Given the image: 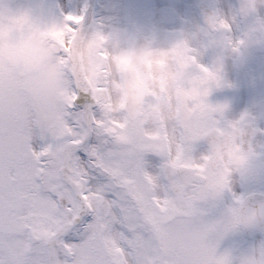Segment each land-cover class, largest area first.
I'll use <instances>...</instances> for the list:
<instances>
[{"label": "clouds", "instance_id": "obj_1", "mask_svg": "<svg viewBox=\"0 0 264 264\" xmlns=\"http://www.w3.org/2000/svg\"><path fill=\"white\" fill-rule=\"evenodd\" d=\"M48 0H0V99L26 111L71 107L77 116L159 153L166 170L202 183L219 214L209 235L252 234L245 250L213 264H264V101L239 114L228 63L264 50V0H238L226 12L208 0L200 19L164 26L167 13L91 19L57 13ZM241 191H237V189Z\"/></svg>", "mask_w": 264, "mask_h": 264}, {"label": "snow or ice", "instance_id": "obj_2", "mask_svg": "<svg viewBox=\"0 0 264 264\" xmlns=\"http://www.w3.org/2000/svg\"><path fill=\"white\" fill-rule=\"evenodd\" d=\"M0 99V264H213L202 183L152 146L77 116Z\"/></svg>", "mask_w": 264, "mask_h": 264}, {"label": "flooded vegetation", "instance_id": "obj_3", "mask_svg": "<svg viewBox=\"0 0 264 264\" xmlns=\"http://www.w3.org/2000/svg\"><path fill=\"white\" fill-rule=\"evenodd\" d=\"M78 0H48L49 3L58 4L59 8L56 9L57 13L63 11L65 14L67 13H75L78 6ZM151 1V0H150ZM113 0H110V3L105 4V10H108L112 13L118 10V5L113 3ZM238 0H221V6L227 12L231 6L237 5ZM189 17L187 20L198 21L199 19H195L194 13L197 11L199 13L198 8L195 9L194 0H191ZM158 15L162 9V5L160 3L155 4V10ZM165 12V11H164ZM264 13V10H262ZM109 17H112L110 14H106ZM200 15V13H199ZM177 16L176 13H172V9L170 11V23L167 25L171 26V28L177 27ZM228 74L229 79L233 81L234 88L232 89H224L222 91H218L214 93L213 99H223L225 97L232 99L233 104V112L235 114H239V112L243 111L245 108L250 107L254 102L264 101V50L257 51L253 58L249 60V62L242 67L233 68L231 62L228 63ZM146 160L149 163L157 165L161 162V158L155 156L153 153H149L146 156ZM237 191H241V189H237ZM201 205L204 207L203 215L201 218L206 220L207 222L212 221L219 214L220 205L213 204L210 201L201 202ZM246 247V244L244 245ZM242 244H233L232 251L239 252L242 251Z\"/></svg>", "mask_w": 264, "mask_h": 264}, {"label": "rangeland", "instance_id": "obj_4", "mask_svg": "<svg viewBox=\"0 0 264 264\" xmlns=\"http://www.w3.org/2000/svg\"><path fill=\"white\" fill-rule=\"evenodd\" d=\"M181 1L182 0H172V1H170L169 0V2L167 3L168 5H171L172 7L175 5V8H176V13H177V16H178V21L176 22V25H179L180 26V24L182 23V19H187V17H182V13H184L183 12V10H182V7H181V5H180V3H181ZM105 2L106 3H110V0H105ZM162 3H164V1L162 2ZM106 14H110L113 18H115V19H119L118 17H120V15H121V12H120V7H118V10L117 11H115L114 13H112V12H110V11H108V10H103V13H102V15L100 14V12H99V14H98V17H97V20H100V19H105V20H107L108 18H109V16H105ZM186 14V13H185ZM106 17V18H105ZM232 235H235V236H232V238H231V241L233 240V238L234 239H236V240H240L241 239V236L239 235V234H232ZM226 235H223V236H219L220 237V239H221V241L220 242H218V240H217V243H221L222 242V240H223V238L225 237ZM252 243H254V241H249V244H252ZM222 244V243H221ZM215 247H216V245H215Z\"/></svg>", "mask_w": 264, "mask_h": 264}, {"label": "water", "instance_id": "obj_5", "mask_svg": "<svg viewBox=\"0 0 264 264\" xmlns=\"http://www.w3.org/2000/svg\"><path fill=\"white\" fill-rule=\"evenodd\" d=\"M90 12H87L85 16V23L87 24L89 22Z\"/></svg>", "mask_w": 264, "mask_h": 264}]
</instances>
